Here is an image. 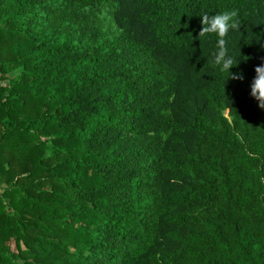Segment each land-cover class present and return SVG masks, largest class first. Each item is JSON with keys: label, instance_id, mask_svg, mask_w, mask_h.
<instances>
[{"label": "trees", "instance_id": "trees-1", "mask_svg": "<svg viewBox=\"0 0 264 264\" xmlns=\"http://www.w3.org/2000/svg\"><path fill=\"white\" fill-rule=\"evenodd\" d=\"M262 61L264 0H0V264H264Z\"/></svg>", "mask_w": 264, "mask_h": 264}, {"label": "clouds", "instance_id": "clouds-1", "mask_svg": "<svg viewBox=\"0 0 264 264\" xmlns=\"http://www.w3.org/2000/svg\"><path fill=\"white\" fill-rule=\"evenodd\" d=\"M202 28L198 37H205L207 34H216L218 36L216 50L210 61L215 67L222 72H229L230 79L243 80V74H233L231 69L236 67L238 63L228 52V41L225 39L230 30H239V11L238 9L226 10L222 13L209 16L204 14L201 17ZM236 64V66H233ZM255 77L250 85V95L257 102L260 109L264 110V61L255 67Z\"/></svg>", "mask_w": 264, "mask_h": 264}]
</instances>
